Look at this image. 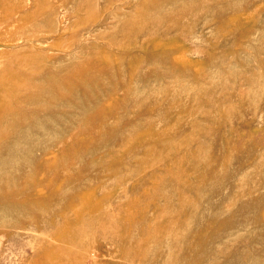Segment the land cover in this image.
<instances>
[{"label":"rangeland","instance_id":"374dc122","mask_svg":"<svg viewBox=\"0 0 264 264\" xmlns=\"http://www.w3.org/2000/svg\"><path fill=\"white\" fill-rule=\"evenodd\" d=\"M9 70L0 264H264V0H0Z\"/></svg>","mask_w":264,"mask_h":264},{"label":"bare ground","instance_id":"6f19581e","mask_svg":"<svg viewBox=\"0 0 264 264\" xmlns=\"http://www.w3.org/2000/svg\"><path fill=\"white\" fill-rule=\"evenodd\" d=\"M175 48V47H174ZM169 49V48H168ZM179 61V60H178ZM184 61V60H183ZM186 61V60H185ZM16 75V73L14 71L11 72V70L7 71L5 74H1L0 73V83H6L7 80H12V78ZM53 89V88H51ZM10 186H14V184H11ZM15 187V186H14ZM11 193H4L2 191H0V201L1 200H8L9 201V197H13L14 195L16 196H21L20 194H18V192L16 191V188H11ZM24 190H20V193L22 194V196H24ZM1 197H4V199H1Z\"/></svg>","mask_w":264,"mask_h":264}]
</instances>
